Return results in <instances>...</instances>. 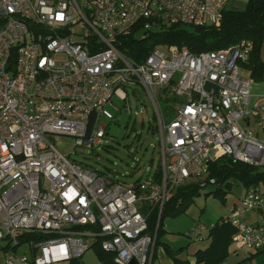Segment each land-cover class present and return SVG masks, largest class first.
I'll return each mask as SVG.
<instances>
[{"label":"built area","instance_id":"1","mask_svg":"<svg viewBox=\"0 0 264 264\" xmlns=\"http://www.w3.org/2000/svg\"><path fill=\"white\" fill-rule=\"evenodd\" d=\"M229 0H0V242L5 264L80 259L95 243L112 264H152L163 208L185 184L207 178L211 162L229 157L264 168V93L240 67L249 40L193 53L156 46L140 60L126 56L130 37L175 25L214 26ZM165 51L168 54H165ZM140 86L154 108L160 164L124 186L55 147L56 136L95 151L107 139L113 111ZM178 102L165 122L157 94ZM127 112V111H126ZM221 219L235 228L237 250L264 249V191L245 188ZM156 218V220H155ZM151 219L154 223L151 224ZM204 226L187 236L202 240ZM30 235L22 242V236ZM26 245L31 255L16 253ZM39 251L38 256L36 252Z\"/></svg>","mask_w":264,"mask_h":264},{"label":"rangeland","instance_id":"2","mask_svg":"<svg viewBox=\"0 0 264 264\" xmlns=\"http://www.w3.org/2000/svg\"><path fill=\"white\" fill-rule=\"evenodd\" d=\"M248 0H229L225 6L227 11H243ZM260 48V57L264 58V35ZM165 54H168L165 51ZM241 75L250 77L248 69L240 67ZM251 92H264V84L254 82L251 85ZM158 106L165 122L175 117L174 107L178 106L175 100L165 98L161 93L157 94ZM116 106L123 107L120 112L113 111L116 121L109 122L102 120L107 125V139L103 147L95 151L74 146V138L70 136H56L53 139L55 147L64 155L84 164L102 174L113 176L124 186H130L135 182L143 181L146 176L152 175L160 164L158 153L159 135L155 130L156 120L154 108L140 86H133L128 89V99H113ZM127 111V112H126ZM252 130L264 139V133H260L254 126ZM193 183V181H190ZM226 183H231L226 186ZM218 185L202 187L199 193L195 194L185 207L176 215H166L161 222L162 233L159 236L155 248V256L152 264H173L166 255L164 247L179 251L178 258L191 260L193 251L205 247L209 240L206 230L202 233L203 241H193L187 233L193 227L204 226L207 231L219 220L229 216L231 206L236 197L240 194V183L238 181H226L221 186V194L213 192ZM253 213V212H251ZM250 213L244 215L246 220ZM6 241L0 242V264H5V258L9 251L3 250ZM236 249L234 244L229 246V255L225 258L224 264H264V249L254 251L249 249L238 250V254H232ZM31 255L25 245L17 247L16 253ZM98 248L90 247L78 260L76 264H104L98 256ZM36 254L39 256L40 252ZM110 262V259H108ZM70 262H58L57 264H69ZM112 264V262L108 263Z\"/></svg>","mask_w":264,"mask_h":264},{"label":"trees","instance_id":"3","mask_svg":"<svg viewBox=\"0 0 264 264\" xmlns=\"http://www.w3.org/2000/svg\"><path fill=\"white\" fill-rule=\"evenodd\" d=\"M262 35H264V0H248L243 11L224 10L222 21L217 27L175 25L165 31L150 32L142 40L132 36L129 38L131 46L124 47L123 51L129 58L140 61L149 50L156 46H176L180 50L188 49L193 53H200L229 47L241 40H249L252 43V51L245 67L254 82H261L264 81V61L260 58ZM208 168L207 178H213L220 184L213 192L216 195L221 194V186L226 181L233 180L238 181L245 188L261 186L264 190V168L238 162L229 157H221L211 162ZM230 185L231 183H226V186ZM201 188L197 183H188L175 190L163 208L155 247L162 233L161 222L164 216L176 215L184 211L190 199L199 193ZM152 223L154 219H151ZM235 231L229 223L217 221L207 233L208 245L194 253V264H221L229 254V246ZM29 237L30 235L22 236L24 238L22 242ZM93 246L98 248V256L104 264L112 262V256L104 253L98 243ZM180 250L175 251L164 247L166 255L173 264H191L188 260L178 258ZM75 260L77 259H72L71 264H74Z\"/></svg>","mask_w":264,"mask_h":264},{"label":"crops","instance_id":"4","mask_svg":"<svg viewBox=\"0 0 264 264\" xmlns=\"http://www.w3.org/2000/svg\"><path fill=\"white\" fill-rule=\"evenodd\" d=\"M261 60L262 61H264V58H262V55H261ZM246 64V63H245ZM245 64L244 65H242V66H244L245 67ZM248 75H249V73H248ZM250 78V77H249ZM251 79V78H250ZM251 81H252V84L254 83V81L251 79ZM257 83H262V84H264V81H261V82H257ZM251 84V85H252ZM253 93V92H252ZM261 93H264V92H261ZM260 92L259 93H253V94H261ZM260 188H261V190H262V187L261 186H259ZM240 189H241V191H240V194H239V196L241 195V192H242V188H241V184H240ZM262 191H264V190H262ZM237 198L238 197H236V199H235V201L233 202V204H232V206L234 205V204H236V202H237ZM231 206V207H232ZM250 215V217H248L246 220H245V222H262V221H264V211H254L253 213H250L249 214ZM243 219H244V216H243ZM206 234L208 233V231L206 230V232H205ZM203 239L202 240H200V241H203L204 239H205V237H204V235H203V237H202ZM199 241V242H200ZM208 245V244H207ZM206 245V246H207ZM26 246V245H25ZM205 246V247H206ZM27 247V246H26ZM205 247H203V248H205ZM28 248V247H27ZM203 248H200V249H203ZM3 250H6L5 249V247L3 248ZM250 250V249H249ZM7 251V250H6ZM197 250H194L193 251V255H194V253L196 252ZM254 251H260V250H254ZM238 250L237 249H233V252H232V254H238ZM23 253H25V251L23 252ZM22 254V253H21ZM26 254V253H25ZM229 255V254H228ZM78 260V259H77ZM64 262H70L69 264H71V260L70 261H64ZM74 262V264H76V262L75 261H73ZM189 262L191 263V264H194V262H195V258H194V256H193V258L191 259V260H189ZM57 264V263H56ZM221 264H224V261L221 263Z\"/></svg>","mask_w":264,"mask_h":264},{"label":"water","instance_id":"5","mask_svg":"<svg viewBox=\"0 0 264 264\" xmlns=\"http://www.w3.org/2000/svg\"><path fill=\"white\" fill-rule=\"evenodd\" d=\"M131 264H134V262H132Z\"/></svg>","mask_w":264,"mask_h":264}]
</instances>
